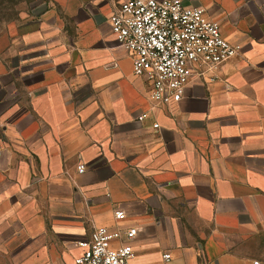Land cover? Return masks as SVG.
I'll use <instances>...</instances> for the list:
<instances>
[{
	"label": "crops",
	"instance_id": "crops-1",
	"mask_svg": "<svg viewBox=\"0 0 264 264\" xmlns=\"http://www.w3.org/2000/svg\"><path fill=\"white\" fill-rule=\"evenodd\" d=\"M119 1L44 0L19 25L32 57L0 71V263L75 264L96 227L133 226L130 264H264V0H182L242 50L170 106L113 34Z\"/></svg>",
	"mask_w": 264,
	"mask_h": 264
},
{
	"label": "built area",
	"instance_id": "built-area-1",
	"mask_svg": "<svg viewBox=\"0 0 264 264\" xmlns=\"http://www.w3.org/2000/svg\"><path fill=\"white\" fill-rule=\"evenodd\" d=\"M109 21L119 44L132 54L134 74L146 80L149 97L157 105L180 102L194 80H217L222 66L242 50L241 44L223 35L204 8L182 0H120ZM146 117L143 113L139 120ZM85 169L79 164V172ZM115 214L119 220L126 217L122 210ZM137 234L133 226H98L79 242L82 253L75 264H130ZM117 240L122 243L116 247ZM171 258L170 252L163 254L165 264H172Z\"/></svg>",
	"mask_w": 264,
	"mask_h": 264
},
{
	"label": "rangeland",
	"instance_id": "rangeland-1",
	"mask_svg": "<svg viewBox=\"0 0 264 264\" xmlns=\"http://www.w3.org/2000/svg\"><path fill=\"white\" fill-rule=\"evenodd\" d=\"M43 1L0 0V71L4 68L3 65H7L9 68L15 67L22 60L32 57L30 54L22 56L21 43H16L17 36L21 31L19 25L29 22L33 11L37 10V5ZM5 97V94L0 91V100Z\"/></svg>",
	"mask_w": 264,
	"mask_h": 264
}]
</instances>
